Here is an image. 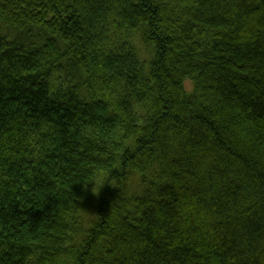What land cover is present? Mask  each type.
Listing matches in <instances>:
<instances>
[{
	"label": "trees",
	"instance_id": "16d2710c",
	"mask_svg": "<svg viewBox=\"0 0 264 264\" xmlns=\"http://www.w3.org/2000/svg\"><path fill=\"white\" fill-rule=\"evenodd\" d=\"M0 264H264V0H0Z\"/></svg>",
	"mask_w": 264,
	"mask_h": 264
},
{
	"label": "rangeland",
	"instance_id": "374dc122",
	"mask_svg": "<svg viewBox=\"0 0 264 264\" xmlns=\"http://www.w3.org/2000/svg\"><path fill=\"white\" fill-rule=\"evenodd\" d=\"M186 88L189 89V83L188 82H186Z\"/></svg>",
	"mask_w": 264,
	"mask_h": 264
}]
</instances>
